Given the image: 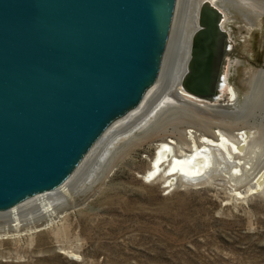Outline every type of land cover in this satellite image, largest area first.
<instances>
[{
    "label": "water",
    "instance_id": "obj_1",
    "mask_svg": "<svg viewBox=\"0 0 264 264\" xmlns=\"http://www.w3.org/2000/svg\"><path fill=\"white\" fill-rule=\"evenodd\" d=\"M175 0H0V211L57 188L157 78ZM198 7L179 87L229 97L235 44Z\"/></svg>",
    "mask_w": 264,
    "mask_h": 264
},
{
    "label": "rangeland",
    "instance_id": "obj_2",
    "mask_svg": "<svg viewBox=\"0 0 264 264\" xmlns=\"http://www.w3.org/2000/svg\"><path fill=\"white\" fill-rule=\"evenodd\" d=\"M224 10L225 28L235 44L228 83L240 101L264 69V17L229 5ZM205 110L203 116L210 118ZM193 120L186 117L184 122ZM255 152L263 165L264 144ZM148 163L143 150L128 152L92 190L72 195L59 212L66 215L62 222L47 229L43 223L38 232L0 240V264H264L263 196L234 204L222 187L168 192L141 180ZM60 225L67 230L55 234ZM62 250L79 259L71 260Z\"/></svg>",
    "mask_w": 264,
    "mask_h": 264
},
{
    "label": "bare ground",
    "instance_id": "obj_3",
    "mask_svg": "<svg viewBox=\"0 0 264 264\" xmlns=\"http://www.w3.org/2000/svg\"><path fill=\"white\" fill-rule=\"evenodd\" d=\"M202 1L175 0L157 78L139 103L109 124L57 188L0 211V240L18 239L62 222L66 215L59 216V212L71 202L73 194L92 190L98 181L107 178L106 172L115 163L136 149L143 150L149 161L140 177L144 183L159 184L168 192L199 185L222 187L228 192L227 201L234 204L252 196L264 197V164L258 163L255 152L264 144V69L255 74L250 90L240 101L229 86L224 104L206 106L179 87ZM208 1L222 11L224 29L226 5L264 17V0ZM243 17L253 25L248 15ZM205 109L211 112L210 118L203 116ZM186 117H192L194 124L185 123ZM125 134L121 144L114 146V141ZM83 183L87 185L83 187ZM65 230L60 225L55 234L61 235ZM62 251L71 260L79 259L72 251Z\"/></svg>",
    "mask_w": 264,
    "mask_h": 264
}]
</instances>
